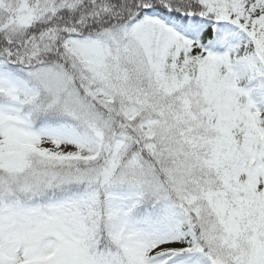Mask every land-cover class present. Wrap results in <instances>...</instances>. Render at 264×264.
Here are the masks:
<instances>
[{
  "label": "snow or ice",
  "instance_id": "1",
  "mask_svg": "<svg viewBox=\"0 0 264 264\" xmlns=\"http://www.w3.org/2000/svg\"><path fill=\"white\" fill-rule=\"evenodd\" d=\"M0 264H264V0H0Z\"/></svg>",
  "mask_w": 264,
  "mask_h": 264
}]
</instances>
